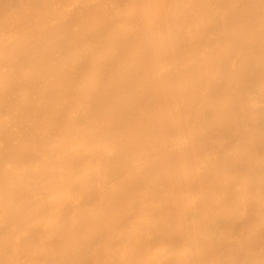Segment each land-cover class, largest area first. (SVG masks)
<instances>
[{"label":"bare ground","instance_id":"obj_1","mask_svg":"<svg viewBox=\"0 0 264 264\" xmlns=\"http://www.w3.org/2000/svg\"><path fill=\"white\" fill-rule=\"evenodd\" d=\"M0 264H264V0H0Z\"/></svg>","mask_w":264,"mask_h":264}]
</instances>
